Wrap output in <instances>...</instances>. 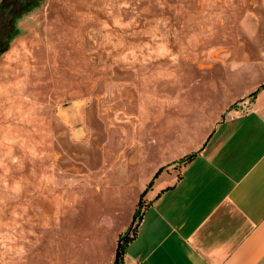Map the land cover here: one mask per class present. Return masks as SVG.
Listing matches in <instances>:
<instances>
[{"label":"rangeland","instance_id":"1","mask_svg":"<svg viewBox=\"0 0 264 264\" xmlns=\"http://www.w3.org/2000/svg\"><path fill=\"white\" fill-rule=\"evenodd\" d=\"M16 28L0 54V264L83 263L84 236L111 239L144 204L131 174L118 188L99 168L127 154L118 125L192 122L161 99L264 80V0H44Z\"/></svg>","mask_w":264,"mask_h":264},{"label":"crops","instance_id":"2","mask_svg":"<svg viewBox=\"0 0 264 264\" xmlns=\"http://www.w3.org/2000/svg\"><path fill=\"white\" fill-rule=\"evenodd\" d=\"M261 84L227 101L209 90L161 99V107L191 109L192 122L118 125L127 128V154L99 168L118 188L131 174L144 200L125 264H264V87L251 95ZM119 233L84 236L89 256L80 264H114Z\"/></svg>","mask_w":264,"mask_h":264},{"label":"trees","instance_id":"3","mask_svg":"<svg viewBox=\"0 0 264 264\" xmlns=\"http://www.w3.org/2000/svg\"><path fill=\"white\" fill-rule=\"evenodd\" d=\"M43 1L44 0H1L0 1V22L2 23V21L4 19H9V25H10L9 31L6 33L4 32L5 38L3 40L0 39L1 40L0 41V54L2 53V51L7 46L9 39L12 36H14L15 34H17V32H18L17 28H16L17 19L22 17L26 13H28L33 8L39 7ZM1 23H0V26H2ZM263 87H264V84H261L255 91H253L251 93V95L254 96L256 94V92L260 88H263ZM193 155L194 154H190L187 156V158H191ZM141 207H142V205H141V199H140L138 207L133 214L132 224L134 226L131 224L132 226L130 228L132 231V235H130V233H129V234H126L124 237L119 238V241H118L117 247H116V257L114 260V264L117 263L118 261H120L127 242L131 238H133V236L136 232ZM134 223H136V225Z\"/></svg>","mask_w":264,"mask_h":264},{"label":"built area","instance_id":"4","mask_svg":"<svg viewBox=\"0 0 264 264\" xmlns=\"http://www.w3.org/2000/svg\"><path fill=\"white\" fill-rule=\"evenodd\" d=\"M115 264H125L124 261L122 260V258L120 259V261H118L117 263ZM137 264H144L142 262H137Z\"/></svg>","mask_w":264,"mask_h":264}]
</instances>
